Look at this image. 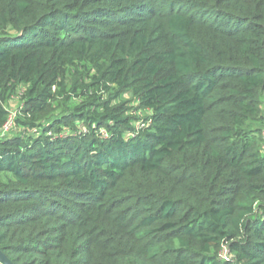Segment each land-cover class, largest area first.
<instances>
[{"label":"trees","instance_id":"1","mask_svg":"<svg viewBox=\"0 0 264 264\" xmlns=\"http://www.w3.org/2000/svg\"><path fill=\"white\" fill-rule=\"evenodd\" d=\"M263 107L264 0H0V251L264 264Z\"/></svg>","mask_w":264,"mask_h":264},{"label":"rangeland","instance_id":"2","mask_svg":"<svg viewBox=\"0 0 264 264\" xmlns=\"http://www.w3.org/2000/svg\"><path fill=\"white\" fill-rule=\"evenodd\" d=\"M18 105H19L18 104V100L16 98H12L9 101V103H8V109L10 111L11 117H13L14 113L16 112V109H17ZM263 115H264V107H263ZM9 131H10V128L8 127V129H7V131L5 133L8 134L7 132H9Z\"/></svg>","mask_w":264,"mask_h":264},{"label":"water","instance_id":"3","mask_svg":"<svg viewBox=\"0 0 264 264\" xmlns=\"http://www.w3.org/2000/svg\"><path fill=\"white\" fill-rule=\"evenodd\" d=\"M0 263L1 264H12L11 261L0 251Z\"/></svg>","mask_w":264,"mask_h":264},{"label":"built area","instance_id":"4","mask_svg":"<svg viewBox=\"0 0 264 264\" xmlns=\"http://www.w3.org/2000/svg\"><path fill=\"white\" fill-rule=\"evenodd\" d=\"M11 126V122L7 123L4 127H3V132L5 133L8 129V127L10 128Z\"/></svg>","mask_w":264,"mask_h":264}]
</instances>
